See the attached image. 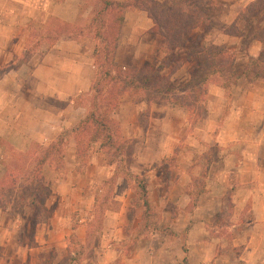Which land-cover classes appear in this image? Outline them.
I'll list each match as a JSON object with an SVG mask.
<instances>
[{"label": "rangeland", "instance_id": "1", "mask_svg": "<svg viewBox=\"0 0 264 264\" xmlns=\"http://www.w3.org/2000/svg\"><path fill=\"white\" fill-rule=\"evenodd\" d=\"M58 1L63 3L65 0ZM249 1L212 0L207 9V0H198L196 5L209 10L207 23L198 25L185 34L183 43L178 48L165 47V38L161 35H149L146 30L151 23L143 11L138 10L140 14L137 17H127L123 22L125 28L122 24L118 31L116 7L111 5L106 9V0H68L60 13L73 23H67L54 15L48 16L44 11L35 13V18L25 27L29 31V41L34 44L30 50L42 45L44 51L61 37H69L73 41L72 49L77 56L74 60L75 63L80 61L82 69L74 73H80L81 78L70 79L68 87L74 89L81 79H91L90 88L83 91L75 103L86 108L85 117L91 112L99 117L101 113L106 114L107 119L100 117L106 124V131L102 130L98 133L100 135L96 133L98 136L95 141L91 139L94 132L92 126H88L85 133H79V123L84 117L74 125L63 127L55 140L46 141L50 136V129L45 126L47 123L35 121L41 119L36 112L45 108H64L63 101L55 106L54 101L37 100L35 107L29 106L26 103L27 91L21 90L12 92L14 95L10 98H23L22 105H0V179L6 178L0 189V264H99L100 260L106 258L104 252H95L89 248V244H80L76 235L69 236L68 247L64 249L43 247L40 243L46 240L47 236L43 231L50 226L52 211L59 205L55 191L57 183L67 176L71 177L74 187L84 189L83 197L79 198L82 212L76 210L71 213L73 220L87 211V194L96 200L93 210L96 217L91 226L94 235L99 232L102 224L100 214L105 210L117 211L122 205L117 201L116 193L131 191L125 208L129 219L126 234L131 235L127 246L131 252L134 245V248L145 246L144 239L150 237L153 241L152 248L157 252L164 244H171L169 254H159L160 259L173 262L180 254L177 249H182L185 257L180 254V264L188 263L187 259L197 262L201 257L208 260L213 257L218 260L217 264H264L263 228L257 224L250 233V226L254 225L252 207L248 202L243 204L235 201L240 193L243 194L236 175L219 172L220 166L211 170L213 163L221 162L227 157L232 160V165H236L237 157L234 153L228 154L229 138L225 136L220 139L222 122L213 124L208 118L210 109L213 110L209 106V99L213 98L208 96L209 85L217 83L224 87L223 96L229 101L232 97L231 83H236L231 72L244 75L247 79L244 82L264 85L263 79L255 77L256 73L264 77V56L258 64L252 60H256L259 55L248 59L244 56L248 49H254V44L248 39H257L263 22L253 19L249 22L237 20L229 25L224 24V21L229 20L225 17L229 5H235V9H238V6ZM194 8V4L187 8L188 17H191L190 14H197ZM108 25L115 26L116 29L108 33ZM136 26L142 27V30H135ZM234 28L239 31L236 36L232 35ZM220 32L237 39H234L233 53L228 49L233 58L217 57L203 63L204 55H197L195 52L201 47L209 52L213 49L205 41L201 45V40L207 35ZM120 37L124 41L141 39L140 45L135 47L136 51L138 49L136 60L130 57L131 47L121 49L120 58L116 55L115 48ZM197 40L200 41L198 44ZM221 47L227 50L225 46ZM83 57L90 59L95 69H91L88 60L82 61ZM237 57L239 59L236 61ZM24 63L25 56L21 55L12 67ZM120 67L137 70L151 68L157 72L162 89H126L117 97V91L114 90H117L118 81L114 79L126 78L118 72ZM7 68L0 70V78ZM22 73L27 77L28 69L24 68ZM23 77L15 80L19 83ZM142 77L132 75V79L136 78L137 81ZM199 80L203 81L199 83ZM105 99H114L118 105L105 110V105L100 106ZM2 102L3 96H0V103ZM131 105L137 111L135 126L131 123L134 114ZM183 105L187 108L184 109ZM163 108L171 111L167 121L160 122L159 125L150 123L163 115ZM227 109V106L223 108L224 114ZM64 112L69 118L71 112ZM250 119L254 122L256 116ZM57 122L56 118L50 119L51 124L57 125ZM247 126L249 128H245V133L249 136L245 141H257L255 134L258 124ZM148 129L151 132L149 142L152 150L147 155H152V151L154 153L159 149L170 152V155L143 169L142 173L134 175L130 170L132 157L135 152L138 153V149L143 148L140 143L144 144ZM140 132V138H135ZM72 144L75 152H72ZM100 144L105 148L100 149ZM104 161L108 168L92 169L93 166L98 168ZM12 166L20 167L22 176L17 180L9 179L10 182L7 183L6 169ZM144 178L147 180L145 186L142 185ZM32 181L36 182L35 186H32ZM48 193L49 196L42 206L34 199L37 195L43 200L44 194ZM145 199L148 202L146 207L143 205ZM60 211L68 212V209L62 205ZM134 216H139L137 229L131 224ZM36 221L40 222L36 224ZM195 223H199L196 229ZM152 224L156 233L154 237L146 233L147 226ZM250 235H255V238L245 251ZM94 237L99 239L98 236ZM204 242L208 245L207 250L202 251L201 257L200 251L189 252L192 245H203ZM175 244L179 247L175 248ZM131 252H114L119 257L116 261L123 260ZM192 261L190 263L195 264Z\"/></svg>", "mask_w": 264, "mask_h": 264}, {"label": "crops", "instance_id": "2", "mask_svg": "<svg viewBox=\"0 0 264 264\" xmlns=\"http://www.w3.org/2000/svg\"><path fill=\"white\" fill-rule=\"evenodd\" d=\"M252 1L253 0H250L246 4L238 6V9H235V5H229L228 13L225 15L229 20L226 22L222 20L221 23L224 21V24L229 25L237 21L240 10ZM67 2L68 0H65L63 3H60L58 0H0V70H4L5 67H8L5 72L3 71L2 78H0V96H3V102L0 103V105H9L10 103L11 106L12 104L18 106L22 105L23 98H10L14 95L12 92L21 90L27 91L28 102L26 101V103L29 106L33 105V107H35L37 100L54 101L55 106H58L60 101H63L65 103L64 108H55V110H53L52 107L51 109L45 108V110L36 112L41 116V119H35V121L42 124L47 123L45 126H48L50 129V136L45 139L46 141L49 139V141L55 140L63 127L74 125L85 117V112H87L86 108L76 105L75 101L76 98L80 97L83 91L90 88L92 82L91 79L87 81L81 79L76 88L70 89L68 87L70 79L74 77H78V79L81 78L80 73L77 75L74 73L82 69L79 63L80 61L75 63L74 58H77V56L74 55L71 45L73 41L69 40V37H61V39L54 41L52 45L44 51L42 45L30 50L31 45L34 44H31V41H29V31L25 27L35 18V13L41 11L47 12L48 16L54 15L65 20L67 23H73L72 20L64 17V15L60 13L62 9L66 7ZM133 11L134 12H131V10L126 11L127 13L125 12L126 14H124L125 18L123 22L126 21L127 17H137V15L140 14L138 10ZM151 26L146 31L149 32ZM123 27L125 28V24H123ZM135 30L141 31L142 27L136 26ZM138 34L140 35V33ZM149 35L152 36L153 34L151 35L149 33ZM234 39L236 38L221 32L214 33L212 35H207L203 41L201 40V45L203 44L202 42L205 41L208 43L207 45L225 46L227 50L230 49L233 53L232 47L235 43ZM140 41L141 39L139 41H124V38L121 39L120 37L115 48L116 55L120 58V50L131 47L132 52H129V54H131L130 57L132 60H136L138 49L136 51L135 47L140 45ZM248 41L254 44L255 47L252 50L248 49L244 56L247 59L255 58L260 54L262 45L255 39H248ZM150 47H153V45H150ZM64 49H66V52H64ZM21 55L25 56V63L22 65L17 64L15 67H12ZM78 56L80 57V55ZM238 59L237 57L236 61ZM83 60H88L91 69H95L90 59L83 57L82 61ZM24 68L28 69L29 73L27 77L22 73ZM20 73H22L21 77ZM237 75L238 77L235 78L236 83H231L232 97L229 101L223 96L224 87L209 85L208 88V96L213 97L209 99V106L212 107L213 110L210 109L208 118L210 121L214 122L213 124L222 122L220 139L225 136L229 138L228 147L230 148L228 154L234 153V156L236 155L237 157L236 165H232V160L229 159L230 157H227L221 162L218 161L217 163H213L211 170H214L216 166V168L220 166L219 172L225 175H229L230 173L236 175L237 183L242 188L243 194L240 193V197L237 196L235 201L243 204L248 202L252 207L254 225L252 227L250 226V233L257 227V224L262 226V232L264 233V85L257 86L249 81L244 82L247 80L246 77L240 73ZM22 76H24V79H21L22 81L17 83L15 78L20 80ZM239 96L240 98H238ZM61 106H63V104ZM131 106L134 112L131 123L135 126L137 111L134 105ZM226 106L228 109L227 113L224 114L223 108ZM163 109V115L155 121L151 120L154 122L150 121V123L159 125L160 122L167 121L171 111L168 108ZM64 110L71 112V114L69 113V118L65 115ZM153 112L154 109H152V113ZM223 116L225 117L223 118ZM252 116H256L254 122L250 119ZM51 118H56L58 124H51ZM248 124H258L257 133L255 134L257 141H245L246 137L249 136L245 133V128H249L247 126ZM136 129L138 130V128ZM141 134L142 132L134 137L140 138ZM150 138L151 132L148 129L145 132L144 144L140 143L143 148L138 149V153L135 152L133 154L130 170L134 175L142 173L143 169L149 168L154 163L160 162L163 158L170 155V152H165L163 149L156 150L154 153L152 151V153H150L152 155H147L148 151L152 150L149 142ZM74 147L75 146L72 144V152H75ZM99 154L104 156L101 152ZM106 167L108 168L109 166L107 162L104 161L102 164H99L98 168L93 166L92 169L103 170L104 168L106 169ZM90 181L92 182L93 180ZM119 183L120 182H118V184ZM55 191L57 193L56 198L59 205L57 209L52 211L50 226L43 231V234L47 236L46 240L40 242L43 247H51L56 250L64 249L68 247L69 242L67 240L69 236L76 235L80 244H89V248L95 252H104L103 255H105L106 258L100 260L101 262H98L99 264H180L182 261L181 255L185 257L184 251L179 248L177 250L181 255L179 254L178 259H174L173 262L165 258L160 259L158 257L159 254H169L168 252L170 251L171 244H164L159 248V252H157L156 249L152 248L151 243L153 241H151L152 238L150 239V237L144 239L146 243L145 246L134 248L136 247V245H134L133 252L130 251V247L127 246V244L131 241V235L128 236L126 234V227L129 224V219L127 218L125 210L130 200V190H125L123 193H116L115 197L117 201L122 203L119 210H105L100 214L102 224L96 235H94L95 233H93L91 227L96 217L93 212L96 205L95 198L87 194L88 201L85 207L87 211L80 213L77 219L73 220L70 217L71 213L76 210L82 212L80 210L81 199L79 198L83 197L84 189H77V187H74L71 177L67 176L66 179L57 183ZM208 195L210 196V193ZM62 205L66 206L68 212L60 211V206ZM138 218L134 216L131 221L134 229H137L139 226ZM72 224H74L73 227ZM147 227V235L154 237L156 233L153 231V224ZM197 227H199V223H195V229ZM39 231L40 230H38V233ZM94 236H98L99 239L96 240ZM254 236L255 235H250L248 237V241H246L247 246L244 248L245 251L249 249L250 243L255 238ZM177 240L179 241V239ZM207 245V242H204L203 245L194 244L190 249L187 248L189 252H195V250L197 252L200 251L201 257L203 254L202 251L207 250ZM177 247L179 246L175 244V248ZM125 250L131 253L124 256L123 260L119 261L120 263L117 262L116 259L119 257H116L114 252L123 253ZM146 257L149 260L146 259ZM98 258H100L99 254ZM199 259L200 260L197 262L191 261L195 264L218 263V260L213 257L209 260L204 257ZM191 261L187 259L188 263L186 264H192L190 263Z\"/></svg>", "mask_w": 264, "mask_h": 264}, {"label": "trees", "instance_id": "3", "mask_svg": "<svg viewBox=\"0 0 264 264\" xmlns=\"http://www.w3.org/2000/svg\"><path fill=\"white\" fill-rule=\"evenodd\" d=\"M188 1V2H187ZM198 0H195V2H190L189 0H170V1H163V2H157L155 0H124L122 2L117 1H106L105 7L106 9L111 7V5H115L117 13L116 18L117 22H119V28L118 31L123 23L124 20V14L126 11L129 10H139L143 11L147 14V17L150 19L152 26L149 29V33L153 35H161L165 38L164 45L165 47H171V48H178L183 43V36L190 32L192 29H194L198 25H203L207 23L208 17H209V10H207L210 7V3L212 0H207L206 2V8H202L201 5H196ZM195 5L194 10L197 14H190L188 17L187 8L191 7L192 5ZM177 14V15H176ZM253 19H258L263 22V26L260 29L259 35L257 37V41L262 44V50L256 60H252L253 63L258 64L259 61L262 60V57L264 56V0H254L250 2L246 7H244L242 10H240L237 20L242 22H249ZM114 19H112L113 21ZM110 24V23H109ZM109 26V27H108ZM107 26V32L114 31L116 28L115 26ZM239 34V31L234 28V33L232 35L236 36ZM200 41L197 40L196 44H198ZM210 47L213 49V51H206L207 49H203L202 47L198 49L197 52H195L197 55H204V61L208 62L209 60H214V58L221 57L222 59H225V57L232 59L233 56L229 50H225L221 46H214L210 45ZM203 58V57H202ZM201 62V61H200ZM233 62V61H232ZM202 63V62H201ZM118 72L121 75H124L126 78H123L122 80H115L118 81L117 91L116 95L117 97L121 96V93H123V90L130 89L132 91H138V90H154L158 91L162 89L161 82L157 76V72L153 71L151 68H145V69H134L131 67H120L118 69ZM219 73V71H218ZM131 74V75H130ZM137 74L138 76L142 77L140 80L137 81L136 78L132 79V75ZM235 78L238 77L237 74L234 72H231ZM146 76V77H145ZM255 77L257 79H263V75L256 73ZM121 79V78H120ZM204 79V78H203ZM203 80H199V83H201ZM214 85H217V83ZM161 87V88H160ZM205 87V86H204ZM100 106L105 105V110L108 107H116L118 103L113 99L107 100L105 99ZM97 110V105H95ZM182 107L187 108V106L183 105ZM101 118H105L106 114L101 113ZM98 115L95 114V112H91L89 115H87L80 123H79V133H85V131L88 129V126H92L94 128V132L91 136L92 141H95L99 132H102V130L106 131L105 122L101 120ZM109 121V120H108ZM77 130V129H76ZM98 135H97V134ZM109 137L108 135L106 138ZM76 139V138H75ZM108 140L110 138H107ZM105 147L100 144V149H104ZM41 164L42 160H41ZM6 169V168H5ZM22 176V173L20 171V167L12 166V168L6 169V177H7V183L10 182L9 179L17 180ZM138 179V178H136ZM6 181V178L0 179V189L3 187L4 183ZM14 182V181H12ZM142 185L145 186L147 184V180L143 179ZM140 184V183H138ZM36 182L32 181V186H35ZM41 188V187H40ZM36 189H39V186H36ZM49 196L48 194H44V199L41 200L36 195L34 199L38 200L39 205H44V200L47 199ZM144 207L148 205L147 200L145 199L143 201ZM37 214V213H36ZM37 218V216H35ZM40 221H36L35 223L38 224Z\"/></svg>", "mask_w": 264, "mask_h": 264}]
</instances>
